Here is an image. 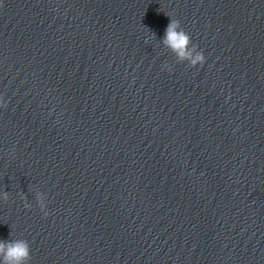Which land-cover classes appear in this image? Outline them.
<instances>
[{"label":"clouds","instance_id":"1","mask_svg":"<svg viewBox=\"0 0 264 264\" xmlns=\"http://www.w3.org/2000/svg\"><path fill=\"white\" fill-rule=\"evenodd\" d=\"M162 44L170 50L178 63L187 62L191 67L202 65L205 62V56L202 51L198 50L197 45L193 44L191 36L183 29L181 22L177 19H170L167 25L165 34L162 39ZM169 72L172 68L165 65ZM7 102L0 96V108H6ZM2 198L7 201L8 193L4 192ZM25 201V207L30 208L31 205L26 202V197L21 196ZM36 200L38 207L45 216L48 215L45 211L46 196L44 193L37 192ZM31 260V248L27 240L10 239L8 241L0 240V264H29Z\"/></svg>","mask_w":264,"mask_h":264}]
</instances>
